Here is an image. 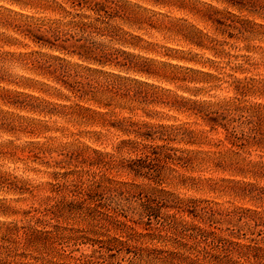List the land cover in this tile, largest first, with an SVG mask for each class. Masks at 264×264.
<instances>
[{
	"label": "clouds",
	"instance_id": "obj_1",
	"mask_svg": "<svg viewBox=\"0 0 264 264\" xmlns=\"http://www.w3.org/2000/svg\"><path fill=\"white\" fill-rule=\"evenodd\" d=\"M0 264H264V0H0Z\"/></svg>",
	"mask_w": 264,
	"mask_h": 264
}]
</instances>
